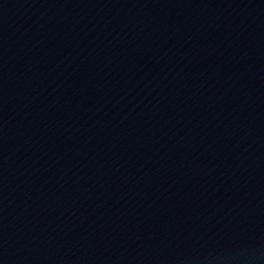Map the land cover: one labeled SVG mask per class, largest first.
Wrapping results in <instances>:
<instances>
[{
    "label": "water",
    "instance_id": "95a60500",
    "mask_svg": "<svg viewBox=\"0 0 264 264\" xmlns=\"http://www.w3.org/2000/svg\"><path fill=\"white\" fill-rule=\"evenodd\" d=\"M0 264H264V0H0Z\"/></svg>",
    "mask_w": 264,
    "mask_h": 264
}]
</instances>
